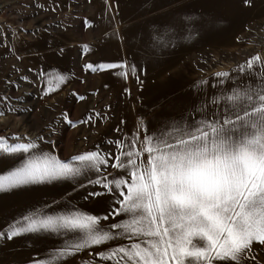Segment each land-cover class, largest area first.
Instances as JSON below:
<instances>
[{
  "label": "rangeland",
  "instance_id": "rangeland-1",
  "mask_svg": "<svg viewBox=\"0 0 264 264\" xmlns=\"http://www.w3.org/2000/svg\"><path fill=\"white\" fill-rule=\"evenodd\" d=\"M165 30L175 46L153 50L149 35ZM257 54L264 60V0H0V137L13 143L14 135L36 140L44 134L38 147L64 161L96 146L117 154L111 142L138 128L142 137L145 123L151 133L172 118H213L221 110L211 103L214 93L264 75L260 62L254 74L238 72ZM120 62L127 75L119 67H85ZM219 72L229 76L217 77ZM201 81L207 86L197 87ZM48 83L51 90L45 94L41 89ZM74 91L85 98H75ZM65 113L75 127L63 119ZM49 126H55L54 133ZM23 160L20 155L12 164L0 154V175ZM121 171L107 169L111 175ZM78 179L85 187L65 181L0 193V230L24 214L35 219L76 215L73 205L82 213L102 214L109 198L84 199L91 188L83 176ZM123 218L110 216L101 225ZM60 243L51 233L0 240V264H29ZM127 243L93 246L62 264H113L96 253ZM253 251L256 260L247 258L244 264H264V247L254 245Z\"/></svg>",
  "mask_w": 264,
  "mask_h": 264
},
{
  "label": "snow or ice",
  "instance_id": "snow-or-ice-1",
  "mask_svg": "<svg viewBox=\"0 0 264 264\" xmlns=\"http://www.w3.org/2000/svg\"><path fill=\"white\" fill-rule=\"evenodd\" d=\"M167 35V30L162 35H149L153 50L162 46L161 50L166 51L175 46L166 40ZM256 62L264 69V60L257 54L239 65L238 72L254 74ZM85 67L93 71L119 67L127 75L124 62L98 66L90 63ZM132 70H136L135 64ZM37 75L43 79L40 73ZM216 76L228 77L229 73L219 72ZM58 79L64 81L65 77L60 75ZM207 84L197 82V87ZM50 90V83L41 89L45 94ZM72 95L79 100L85 98L75 91ZM211 103L221 108L211 119L207 116L192 119L191 115L172 118L151 133L145 123L142 137L140 128L131 135L118 137L111 142L117 154L96 146L95 150L64 161L38 147V142L46 140L44 134L36 140L14 135L13 143L0 137V154L4 158L14 164L20 155L24 156L19 166L9 164L10 170L0 175V193L65 181L83 188L85 184L78 179L83 176L91 188L84 199L107 196L110 200L102 214L82 213L73 205L70 207L76 215H49L42 219L21 215L0 230V240L48 233L61 240L43 258L32 259L29 264H62L85 249L120 240L129 243L96 253L101 261L113 264H214V261L241 264L246 258L255 261L254 245L264 247V75L254 83L233 82L231 90L214 93ZM23 111L29 109L25 107ZM62 115L69 126L75 127L77 122L66 113ZM49 127L54 133L55 126ZM109 166L122 171L111 175L107 172ZM75 191L73 187L72 193ZM121 214L125 218L101 225L110 216ZM77 228L81 230L79 233L67 231Z\"/></svg>",
  "mask_w": 264,
  "mask_h": 264
},
{
  "label": "crops",
  "instance_id": "crops-1",
  "mask_svg": "<svg viewBox=\"0 0 264 264\" xmlns=\"http://www.w3.org/2000/svg\"><path fill=\"white\" fill-rule=\"evenodd\" d=\"M247 258L246 259H243L241 261V264H244V262H246ZM214 264H223V262H219V261H214Z\"/></svg>",
  "mask_w": 264,
  "mask_h": 264
}]
</instances>
